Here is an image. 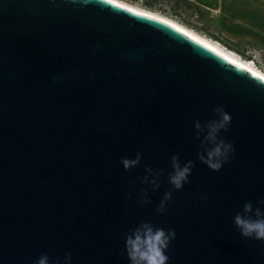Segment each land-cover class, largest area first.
<instances>
[{
  "label": "water",
  "instance_id": "water-1",
  "mask_svg": "<svg viewBox=\"0 0 264 264\" xmlns=\"http://www.w3.org/2000/svg\"><path fill=\"white\" fill-rule=\"evenodd\" d=\"M261 80L127 3L0 0V264H63L65 253L129 264L125 235L142 221L175 230L168 264H264V242L232 222L246 202L264 209ZM217 106L231 114L220 136L235 153L213 172L193 125ZM172 155L195 167L162 215ZM146 166L165 170L155 191L141 183Z\"/></svg>",
  "mask_w": 264,
  "mask_h": 264
},
{
  "label": "clouds",
  "instance_id": "clouds-1",
  "mask_svg": "<svg viewBox=\"0 0 264 264\" xmlns=\"http://www.w3.org/2000/svg\"><path fill=\"white\" fill-rule=\"evenodd\" d=\"M260 83L264 85V80ZM213 116V119L203 124L199 121L194 122L193 127L196 138L200 142L197 159L211 171L218 172L233 157L235 147L220 136L222 131H227L232 120L231 114L223 107L217 106L213 109ZM141 159L142 154L137 152L134 158L122 157L120 163L127 171L137 167ZM170 164L172 171L168 174V183L171 188L163 193L156 208V211L162 215L168 211L167 205L173 198V191H179L185 184L190 183L188 178L195 167L192 160L181 163L179 155H172ZM144 171L145 175L141 183L151 185L152 190L155 191L160 187L159 178L165 174V170L154 171L146 166ZM141 191L140 203L142 205L151 203L148 190ZM201 199L206 200L208 197L203 196ZM258 203L264 205V198H261ZM232 222L242 237L264 242V209L261 207L254 208L251 202L244 203L242 210L235 214ZM175 238L174 229L165 230L162 227H154L150 221L140 222L125 235L124 248L129 264H168L169 256L165 253ZM70 260V253H65L63 264H69ZM35 264H49V257L43 255ZM54 264H61L59 258L54 261Z\"/></svg>",
  "mask_w": 264,
  "mask_h": 264
},
{
  "label": "crops",
  "instance_id": "crops-1",
  "mask_svg": "<svg viewBox=\"0 0 264 264\" xmlns=\"http://www.w3.org/2000/svg\"><path fill=\"white\" fill-rule=\"evenodd\" d=\"M185 1L202 12L198 15L208 34L233 43L242 53L252 49L264 55V0Z\"/></svg>",
  "mask_w": 264,
  "mask_h": 264
},
{
  "label": "rangeland",
  "instance_id": "rangeland-1",
  "mask_svg": "<svg viewBox=\"0 0 264 264\" xmlns=\"http://www.w3.org/2000/svg\"><path fill=\"white\" fill-rule=\"evenodd\" d=\"M119 1L125 2L131 6H134V7L143 9V10L151 11L155 14H159L164 17H167L168 19L173 20L177 22L178 24L193 30L194 32H196L197 34L201 36L212 39L213 41H217L215 38L212 37V35L208 34L203 29V24H201V21H200V16H202V12L197 11L199 12L198 14L200 16H198V14L197 15L193 14L194 11L192 10V8H189V7H193V5H190L187 2H181V4H183V7L179 9H173L172 7H170L169 4L161 3V0H147L151 4H148L146 0H119ZM187 7L189 9H187ZM219 44L228 50L231 49L233 53L236 54V56H238L239 58L243 60L249 61L251 64L252 62L250 60L261 61L264 63V55L261 54L259 51H257L258 53L257 54L256 50L252 53L251 49H246L242 53L239 49L235 47L227 46L223 42L222 43L219 42ZM252 56H254L255 58H253Z\"/></svg>",
  "mask_w": 264,
  "mask_h": 264
},
{
  "label": "bare ground",
  "instance_id": "bare-ground-1",
  "mask_svg": "<svg viewBox=\"0 0 264 264\" xmlns=\"http://www.w3.org/2000/svg\"><path fill=\"white\" fill-rule=\"evenodd\" d=\"M115 1H119V0H115ZM119 2L125 3V2H122V1H119ZM132 7H134V6H132ZM134 8H137V7H134ZM137 9H140V8H137ZM144 11H147V10H144ZM147 12L153 13L151 11H147ZM153 14H155V13H153ZM155 15H157V14H155ZM158 16H161L163 18L168 19L167 17H164V16L159 15V14H158ZM168 20H170V19H168ZM170 21L175 23L176 25L182 27L183 29L187 30L188 32H190L191 34H193L194 36H196L200 40L204 41L205 43H207V44L211 45L212 47L216 48L217 50L222 52L224 55H226L229 59H231L232 61H235L236 63H238L239 65H241L245 69L251 71L252 73H255L256 75H259L260 77L264 76V73L262 71H260L259 69H257L256 67H254L249 61L239 58L238 56H236V54H234L230 50L224 48L222 45L218 44L217 42L213 41L212 39H209V38H206L204 36H201V35L197 34L196 32H194L193 30H191V29H189V28H187L185 26H182V25L178 24L177 22H175L173 20H170Z\"/></svg>",
  "mask_w": 264,
  "mask_h": 264
},
{
  "label": "trees",
  "instance_id": "trees-1",
  "mask_svg": "<svg viewBox=\"0 0 264 264\" xmlns=\"http://www.w3.org/2000/svg\"><path fill=\"white\" fill-rule=\"evenodd\" d=\"M146 2L148 3V4H151V3H149L147 0H146ZM181 2H187V1H185V0H161V3H165V4H169L170 5V7H172L173 9H179V8H181V7H183V4H181ZM188 4H190V5H192L191 3H189V2H187ZM189 8H192V10L194 11V13L193 14H198V8L195 6V5H193V7H189ZM188 7H187V9H189ZM199 16V15H198ZM205 30V29H204ZM206 31V30H205ZM211 35H213V34H211ZM214 37H215V39L216 40H218V41H221V42H223V43H225L227 46H233V47H235V45L233 44V43H231V42H229V41H226V40H224L223 38H221L220 36H218V35H213Z\"/></svg>",
  "mask_w": 264,
  "mask_h": 264
},
{
  "label": "built area",
  "instance_id": "built-area-1",
  "mask_svg": "<svg viewBox=\"0 0 264 264\" xmlns=\"http://www.w3.org/2000/svg\"><path fill=\"white\" fill-rule=\"evenodd\" d=\"M218 41V40H217ZM217 41H215V42H217ZM219 42H221V41H219ZM219 42H217L218 44H219ZM222 43V42H221ZM231 52H233L231 49H229ZM251 52L253 53L254 52V50H252L251 49ZM256 53H257V51H256ZM258 54V53H257ZM253 58H255L254 56H252ZM251 62H252V64L257 68V69H259L260 71H263L264 72V63L263 62H261V61H253V60H250ZM256 62V63H255ZM259 63V64H258Z\"/></svg>",
  "mask_w": 264,
  "mask_h": 264
},
{
  "label": "snow or ice",
  "instance_id": "snow-or-ice-1",
  "mask_svg": "<svg viewBox=\"0 0 264 264\" xmlns=\"http://www.w3.org/2000/svg\"><path fill=\"white\" fill-rule=\"evenodd\" d=\"M173 27H175V26H173ZM254 75H255V73H254ZM260 79L264 80V76L260 77Z\"/></svg>",
  "mask_w": 264,
  "mask_h": 264
}]
</instances>
